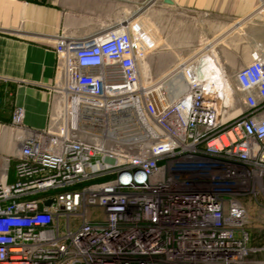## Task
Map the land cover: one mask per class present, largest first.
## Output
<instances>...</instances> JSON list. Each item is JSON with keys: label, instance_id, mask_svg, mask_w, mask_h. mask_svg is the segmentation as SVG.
Returning <instances> with one entry per match:
<instances>
[{"label": "built area", "instance_id": "obj_1", "mask_svg": "<svg viewBox=\"0 0 264 264\" xmlns=\"http://www.w3.org/2000/svg\"><path fill=\"white\" fill-rule=\"evenodd\" d=\"M141 26L61 36L50 126L14 110L24 137L0 182V264H264L250 259L264 246L251 247L247 203L264 206V49L234 85L199 76L207 55L180 62L171 100Z\"/></svg>", "mask_w": 264, "mask_h": 264}, {"label": "crops", "instance_id": "obj_2", "mask_svg": "<svg viewBox=\"0 0 264 264\" xmlns=\"http://www.w3.org/2000/svg\"><path fill=\"white\" fill-rule=\"evenodd\" d=\"M135 1L0 0V107L9 102L13 110L22 108L25 127L47 129L63 83V68L55 51L59 38L88 40L134 25ZM172 1L173 5H163L174 6ZM192 7L198 14L211 11L217 26H227L218 33L219 40L227 36L231 47L249 45L251 59L264 44V0H193ZM194 56L174 62L172 68L198 55ZM2 111L0 122L10 124L13 111L7 116ZM23 137L17 130L0 132V164L4 166L18 153Z\"/></svg>", "mask_w": 264, "mask_h": 264}, {"label": "rangeland", "instance_id": "obj_3", "mask_svg": "<svg viewBox=\"0 0 264 264\" xmlns=\"http://www.w3.org/2000/svg\"><path fill=\"white\" fill-rule=\"evenodd\" d=\"M154 3L135 1L137 23L142 25L141 28L144 27L143 29L148 31L147 33L156 43L149 64L153 79L169 78L170 76L167 75L172 70L174 62L185 60L194 55H198V57L211 55L212 53L208 51L202 53L209 44L213 46V50L219 55L221 63L226 66L227 74L234 85L236 71L252 60V51L247 47L249 45H245L246 47H231L229 41H227V36H223V39L219 40L218 33L227 29V26H217V22L209 10H202L199 14L194 12L193 0H175L174 6L163 5L166 4L164 0L163 3ZM261 45L260 50L264 49V44ZM239 61L241 63H238ZM149 69L144 66V78L150 76ZM0 109L3 110L2 113H5L3 116L9 115L15 110V108L12 109L9 102ZM6 130L16 129L12 122L10 124L0 122V132ZM14 166V156L8 158L4 166L0 164V181L4 180L5 175H8L9 181L10 178L12 179L15 176ZM163 179L164 175L159 178L161 181ZM152 181L156 183L158 180L153 179ZM247 203L251 246L261 248L264 246V206L258 204L254 199L249 200ZM98 217L102 218L100 215ZM78 225L79 222H75L72 229L74 230ZM250 259L260 261L264 260V256L254 254L251 255Z\"/></svg>", "mask_w": 264, "mask_h": 264}, {"label": "bare ground", "instance_id": "obj_4", "mask_svg": "<svg viewBox=\"0 0 264 264\" xmlns=\"http://www.w3.org/2000/svg\"><path fill=\"white\" fill-rule=\"evenodd\" d=\"M206 51L211 52V55H207L206 58L201 59L200 62H204L205 66L204 70H201L198 74L202 78L212 79V78H223L224 75L227 76V70L223 69L220 64V60L218 54L213 50V47L208 45L202 53ZM214 71V72H213ZM169 78H165L166 85L169 89V99L174 100L178 97L184 90L185 84L179 76L167 75ZM124 138H126L124 136ZM113 143V142H112ZM113 145V144H111Z\"/></svg>", "mask_w": 264, "mask_h": 264}, {"label": "water", "instance_id": "obj_5", "mask_svg": "<svg viewBox=\"0 0 264 264\" xmlns=\"http://www.w3.org/2000/svg\"><path fill=\"white\" fill-rule=\"evenodd\" d=\"M165 3L173 5L172 0H165ZM43 204L45 207H55L56 201L55 200H47V201H44Z\"/></svg>", "mask_w": 264, "mask_h": 264}]
</instances>
